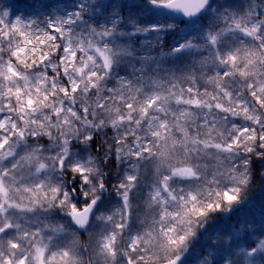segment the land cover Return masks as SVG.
Listing matches in <instances>:
<instances>
[{
    "label": "snow or ice",
    "instance_id": "6c2138e0",
    "mask_svg": "<svg viewBox=\"0 0 264 264\" xmlns=\"http://www.w3.org/2000/svg\"><path fill=\"white\" fill-rule=\"evenodd\" d=\"M28 9L0 11V264H264V0Z\"/></svg>",
    "mask_w": 264,
    "mask_h": 264
},
{
    "label": "trees",
    "instance_id": "16d2710c",
    "mask_svg": "<svg viewBox=\"0 0 264 264\" xmlns=\"http://www.w3.org/2000/svg\"><path fill=\"white\" fill-rule=\"evenodd\" d=\"M30 2L31 0H0V11L8 10L10 13L8 19L12 21L16 16L23 17L29 11L28 4ZM254 191L255 189L249 195L251 196Z\"/></svg>",
    "mask_w": 264,
    "mask_h": 264
},
{
    "label": "rangeland",
    "instance_id": "374dc122",
    "mask_svg": "<svg viewBox=\"0 0 264 264\" xmlns=\"http://www.w3.org/2000/svg\"><path fill=\"white\" fill-rule=\"evenodd\" d=\"M1 117V114H0ZM252 203L249 205L251 211L256 215L257 219H259L261 206L264 205V191L259 189H255L253 194L250 196ZM89 253L84 254L85 264H88Z\"/></svg>",
    "mask_w": 264,
    "mask_h": 264
}]
</instances>
